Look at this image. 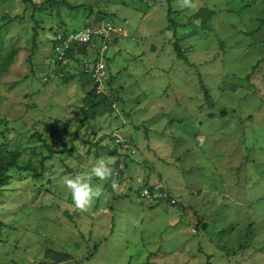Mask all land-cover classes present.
Returning a JSON list of instances; mask_svg holds the SVG:
<instances>
[{
    "label": "rangeland",
    "instance_id": "374dc122",
    "mask_svg": "<svg viewBox=\"0 0 264 264\" xmlns=\"http://www.w3.org/2000/svg\"><path fill=\"white\" fill-rule=\"evenodd\" d=\"M193 2L0 0V264H264V0ZM99 23L120 30L104 101L50 41ZM101 157L119 187L93 178L79 211L64 181Z\"/></svg>",
    "mask_w": 264,
    "mask_h": 264
},
{
    "label": "built area",
    "instance_id": "2783aa9c",
    "mask_svg": "<svg viewBox=\"0 0 264 264\" xmlns=\"http://www.w3.org/2000/svg\"><path fill=\"white\" fill-rule=\"evenodd\" d=\"M53 38V55L57 65H65L71 57L69 53L71 50H78L84 48L85 52L88 49H93L96 53L95 58L90 61L92 67L89 72V77L92 82V87L95 93L99 95H106V83L110 81L111 77L107 73V62L111 59L108 56L110 43L120 35V30L115 29L109 23H100L94 26H86L81 30H76L67 34H55ZM78 56H82L79 54ZM75 58L76 55L74 54ZM69 58V59H68ZM78 58V57H77ZM53 61V60H52ZM54 62V61H53ZM113 145L119 149L118 154H133L131 150V142L128 139L122 138L118 135L113 137ZM121 150V151H120ZM130 151V153H128ZM138 196L142 201L154 204L157 202H166L175 205L179 199H169L167 201L166 193L164 194V186L161 182H153L146 186L139 188Z\"/></svg>",
    "mask_w": 264,
    "mask_h": 264
},
{
    "label": "clouds",
    "instance_id": "9594fccd",
    "mask_svg": "<svg viewBox=\"0 0 264 264\" xmlns=\"http://www.w3.org/2000/svg\"><path fill=\"white\" fill-rule=\"evenodd\" d=\"M180 6L189 9L197 7L193 0H181ZM71 52H73V55L79 53L78 50H71ZM89 164V171L77 173L74 177H68L64 181L66 188L70 191L73 205L79 211H88L94 205L95 201L103 195V185H93V178L101 181L111 179V187L113 190L119 187L118 181L113 179V169L105 163L104 158L90 160Z\"/></svg>",
    "mask_w": 264,
    "mask_h": 264
},
{
    "label": "trees",
    "instance_id": "16d2710c",
    "mask_svg": "<svg viewBox=\"0 0 264 264\" xmlns=\"http://www.w3.org/2000/svg\"><path fill=\"white\" fill-rule=\"evenodd\" d=\"M67 7H69L70 9H75V8H77V6H70V5H68V3H64ZM63 4V5H64ZM199 13H197L196 15H198ZM71 32H73V31H71ZM68 33H70V32H68ZM55 34H58V33H53L52 35H51V37H50V41H51V43H52V48H53V44H54V41H53V38L56 36ZM60 34H62V33H60ZM65 34H67V33H65ZM62 35H64V34H62ZM174 49L177 51V53H178V55H177V57L178 58H182V59H184L185 61H187L186 60V58L184 57V55L182 54V51H180V49H179V47H178V45L175 43V46H174ZM78 54H80L82 57H85V49L84 48H79L78 49ZM69 56L72 58L73 57V52H70L69 53ZM69 59V58H68ZM82 60V59H81ZM68 62H71V59H69L68 60ZM83 64H85V66L84 67H86L84 70H85V74H89V72L91 71V69H92V67H91V65L90 64H87L84 60H83ZM57 66H59V65H57ZM107 70H108V68H107ZM201 85H202V83H200ZM92 89H93V95H95L96 93H95V89H94V87H92ZM203 91H205L204 90V87L202 86V88H201ZM96 95H99V94H96ZM100 97H101V99L100 100H103L104 101V95H99ZM113 154H115V152H113ZM16 157H17V155L16 154H12L10 157H0V185H2V184H4V179H3V177H4V174L7 172V170L8 169H17V163H16ZM22 171H25V172H31V174H32V176H33V178L35 179V178H38L40 175L37 173V170L33 167V168H30V167H27V168H23V169H21ZM148 184H150L149 182H144L143 183V186H146V185H148ZM157 203H154V205H156ZM176 204H178V203H176ZM129 264V263H128ZM140 264H152V263H150L149 261H146V262H143V263H140Z\"/></svg>",
    "mask_w": 264,
    "mask_h": 264
}]
</instances>
